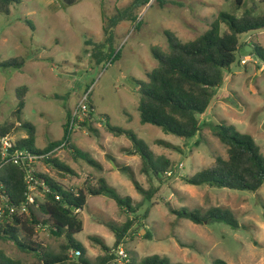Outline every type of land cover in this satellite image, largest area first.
<instances>
[{
    "label": "rangeland",
    "instance_id": "obj_1",
    "mask_svg": "<svg viewBox=\"0 0 264 264\" xmlns=\"http://www.w3.org/2000/svg\"><path fill=\"white\" fill-rule=\"evenodd\" d=\"M130 2L78 0L62 7L61 0H20L9 14H0V63L17 56L25 59L20 69L0 64V124L14 120L15 89L26 85L21 116L35 126V147L43 149L49 142L62 139L67 114L90 90L93 119L72 133L70 142L101 162L103 171L77 158L67 146L51 156L70 166L76 175H61L44 160L35 162L36 171L74 190L83 187L87 175L92 184L95 177L101 176L119 195L130 197L133 204L141 202L143 194L136 189L130 173L142 190L156 189L151 200L142 201L134 214L121 212L106 194L87 197L84 209L78 210L83 230L74 237L85 247L91 263L102 249L90 237L102 239L112 250L115 237L106 224L120 227L129 216L137 217V223L121 244L130 260L133 257L140 261L156 254L182 264H214L215 260L225 264H264V185L250 192L193 185L185 180L209 167L216 156H227L226 147L213 133L214 124L233 125L250 134L264 155V61L250 55L251 49H240L237 61L225 71L224 83L215 90L214 99L201 116L205 122L201 132L187 141L140 122L135 83L146 80V74L157 66L152 49L168 50L165 32H172L181 41L192 40L209 27L219 12L239 16L254 4L257 13H264V1L242 0L238 8L235 0H167L163 6L151 0L137 11L138 27L136 22H123L116 28L114 48L120 51L119 58L106 65L94 64L91 53L95 44L103 40L105 19ZM221 27L222 31L226 29L224 24ZM241 40L243 44L264 47V30L243 34ZM245 57L248 59L242 62ZM104 115L112 126L132 130L150 147L155 159L167 160L176 173L167 172L163 183L142 173L140 157L128 154L131 141L109 132ZM24 136L23 130L11 135L14 141ZM159 141L175 147H166ZM117 165L129 166L130 170L122 172ZM180 207L202 213L211 208L228 210L239 227L232 229L212 220L195 224L172 213L171 209ZM34 241L56 251L63 238L41 227ZM0 249L25 264L37 263L34 254L20 251L12 241L0 239Z\"/></svg>",
    "mask_w": 264,
    "mask_h": 264
},
{
    "label": "trees",
    "instance_id": "obj_2",
    "mask_svg": "<svg viewBox=\"0 0 264 264\" xmlns=\"http://www.w3.org/2000/svg\"><path fill=\"white\" fill-rule=\"evenodd\" d=\"M78 0H61V6L74 5ZM163 6L167 0H155ZM235 5L242 7V0H235ZM264 1V0H263ZM20 0H0V14H9L10 9ZM151 0H131L122 8H117L112 16L105 19L103 25V40L95 44L91 57L96 65H106L119 58L120 51L114 48L116 28L123 22H136L137 11L145 7ZM136 27L140 22H136ZM222 24L226 29L222 31ZM264 30V13H257L256 5L246 8L241 15L221 11L210 22L209 27L192 40L181 41L172 32H165L168 50L152 49V55L157 66L146 74V80H136L138 87V111L142 124H151L162 129L166 134H172L183 140L195 137L201 132L204 116L210 103L214 99L215 90L224 83L225 71L237 61L240 49L250 45V55L264 61V47L256 43H245L241 40L243 34ZM89 44V42H87ZM2 67L20 69L25 64L21 56L4 60ZM28 88L22 85L15 89L17 100L16 109L12 112L13 121L0 124V138L12 135L16 130H23L26 136L14 141V148L26 149L30 153L45 154L67 140V147L75 152L76 157L85 161L96 171H103V166L88 152L82 151L70 142L68 122L70 113L66 116L63 125V137L59 141L49 142L43 149L35 147L36 128L22 118V111L26 103ZM90 100V99H89ZM91 112L81 125H88L92 118L94 107L90 100ZM69 112V111H68ZM105 126L114 135L127 137L132 144L128 154L138 155L141 159L142 173L163 183L166 173H176V168L168 166L167 160H157L150 147L139 139L132 130L112 126L107 116ZM213 133L226 147L227 156H216L213 163L197 171L193 176L186 178L187 183L193 185H207L209 187L255 192L264 185V155L259 145L248 133H242L233 125L225 123L214 124ZM166 147L172 145L159 141ZM173 146L172 148H174ZM179 150V148H175ZM9 156L1 160L0 155V191L9 202L18 205L25 200L26 183L24 171L9 161ZM61 175H76L74 170L60 162L57 158L49 156L44 159ZM118 170L127 172L129 166H116ZM168 169H170L168 171ZM136 189L143 194V202L151 200L156 189L148 192L132 178ZM36 176L44 179L50 189L36 206H30L28 214H12L0 217V239L12 241L18 249L27 254H34L36 264H107L112 258V250L100 238L90 237L98 244L102 254L91 263L86 257V249L74 235L83 230V220L78 210L84 209L88 196L106 194L113 199L119 210L124 213H136L143 202L132 203L128 196H121L113 189L105 178L95 177L92 184L87 175L82 188L74 190L66 188L64 184L53 177L36 172ZM2 185V186H1ZM58 196V198H56ZM178 218L187 219L195 224H203L207 220L224 223L232 229L239 227L233 214L228 210L211 208L205 213L199 209L180 207L171 209ZM105 223V222H104ZM137 223V217H127L121 226L114 223H105L111 228L115 240L114 248L119 246L125 236ZM41 227H46L51 235L62 237L63 242L58 250L52 251L35 243L34 236ZM122 245V244H121ZM0 264H25L20 259L6 255L0 249ZM130 264H182L173 263L166 255H149L140 261L133 257ZM214 264H225L215 260Z\"/></svg>",
    "mask_w": 264,
    "mask_h": 264
},
{
    "label": "built area",
    "instance_id": "obj_3",
    "mask_svg": "<svg viewBox=\"0 0 264 264\" xmlns=\"http://www.w3.org/2000/svg\"><path fill=\"white\" fill-rule=\"evenodd\" d=\"M247 59V57L243 58L242 62H245ZM89 99L90 90L82 94L75 107L71 110L68 122L70 137L72 133L82 126L81 123L85 122L86 118L89 117V113L91 112ZM67 142V140L63 141L48 153L34 154L23 148H14V140L11 135L0 138L1 160L9 156V161L18 165L24 171V180L26 183L25 200L18 205L11 204L5 194L0 191V217L6 214H28L29 207L36 206L37 201L42 200L45 194L50 192L47 182L36 176L35 162L37 160H44L52 154H55L56 151L59 152L60 149H63L67 145ZM111 254L113 258L107 264H130V256L121 244L113 248Z\"/></svg>",
    "mask_w": 264,
    "mask_h": 264
},
{
    "label": "crops",
    "instance_id": "obj_4",
    "mask_svg": "<svg viewBox=\"0 0 264 264\" xmlns=\"http://www.w3.org/2000/svg\"><path fill=\"white\" fill-rule=\"evenodd\" d=\"M93 119V118H92ZM92 121V120H91ZM76 134V133H75ZM74 134V135H75ZM25 137V136H24ZM113 160V163H114V159H112ZM101 163V162H100ZM102 165V164H101ZM104 165V164H103ZM91 167V166H90ZM106 167V166H105ZM114 167H115V164H114ZM88 171H91V169L89 168V169H87ZM41 173H43V172H41ZM113 173H116V171H114Z\"/></svg>",
    "mask_w": 264,
    "mask_h": 264
},
{
    "label": "water",
    "instance_id": "obj_5",
    "mask_svg": "<svg viewBox=\"0 0 264 264\" xmlns=\"http://www.w3.org/2000/svg\"><path fill=\"white\" fill-rule=\"evenodd\" d=\"M251 49V47L250 46H246V50H250Z\"/></svg>",
    "mask_w": 264,
    "mask_h": 264
}]
</instances>
